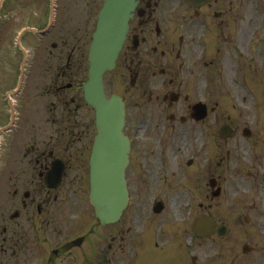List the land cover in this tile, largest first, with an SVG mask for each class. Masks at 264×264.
<instances>
[{"label":"rangeland","instance_id":"rangeland-1","mask_svg":"<svg viewBox=\"0 0 264 264\" xmlns=\"http://www.w3.org/2000/svg\"><path fill=\"white\" fill-rule=\"evenodd\" d=\"M44 3H47V1H6V4L0 12V17H2L0 18V23H3L4 25V21L6 19L5 16H9L8 21L10 22H7V24L11 23L13 29L9 30L7 34L10 36L8 41L11 44V38H16L17 31H19L20 28L28 25L39 26V22L43 23V21L46 20L44 18L45 16H43L45 13ZM62 3L63 6L61 7ZM58 4L60 5L59 10L63 12L62 16H64H58L55 19L58 33H55L54 30H52L48 34L44 35V40H57V45L55 46L56 48L49 45V47L47 46L40 50L37 59H35V63L39 64L36 66V69L38 68L39 79L31 81V83L27 85L26 92L23 95H19L16 97L13 96L14 99L16 98L17 103L23 102L25 96H27V98L31 97L33 90L36 88L35 85H42L40 79H42L43 75L41 73L44 74L46 79L47 77L53 75L57 63L65 61L66 56L64 54L62 57H59L60 54L57 55L59 48L61 49L62 46V35H70V30L74 28V30L76 29V33L78 31V34L80 33L84 35L79 37L81 39L79 44H81L84 42V40L88 36L89 31L92 28V23L95 18V8L92 13H88L86 11L84 0H76L75 2H72L71 0H60ZM235 19L238 20V28L237 30H234L232 34L228 35V42L224 43L223 47L227 46L228 44L230 45L226 48H223L220 54L216 55V60L214 61L213 66L211 64H207L199 71L200 81L198 84L190 85L187 87L183 85L182 87H180L183 94L187 91L188 87L190 88L189 90L193 94L190 100L201 99L205 101L208 106L213 105L215 102H217L218 106L216 108V114L210 112L209 117L199 123H191L190 121L181 124L178 119L174 122H171L169 120V124L172 123L174 127L171 131L174 137H169L168 144L165 141L164 136H161L159 138L156 135L152 139L151 137L147 139L142 138L143 132L146 129H143V121H140V116L137 115H141L144 121L145 114L146 116L151 115L152 118H161L162 122L157 123L155 127L157 130L155 131V133L157 132L159 134L160 128L163 131L166 130L163 129L166 126L165 121H163V113L159 112L158 110H153V108L150 106L143 108V105L138 106L133 102L132 105H128V130L130 132H137V139L133 138L134 141L142 140L148 144L144 147L142 141L140 144H138L137 142L135 145H133V152L131 153L132 160L129 168L130 182L133 189L141 190L143 192V194L136 193L135 198H137L138 200L141 197L144 198V194H146V192L153 193L162 198L165 207L164 212H162L161 215H164L168 217L169 220H171V222L174 224L173 231L174 229H177L179 226H181V221L183 220L182 213L184 211L188 213L190 211L197 212V210L199 209L200 201L204 200V195L207 194V192L210 190V187L207 183V178H204V176L209 173L208 170L214 164L218 165L219 174H224L227 176V181L225 183L226 185L224 184L226 189H228L232 183L235 187L241 189L240 185H244V183L241 182L245 180V178H247L246 176L248 170H251V173L256 175L258 177V180L261 178L264 179V162L261 159H258L254 163V167H251L253 163V161L252 163L250 162L251 145L247 140H245L246 138H244L242 134H238L234 140L230 139L228 142H226V145H221V149H219L215 142L220 141L221 139L218 137V134L216 133V130L214 128L215 126L218 127V125L222 122H230L232 123L231 125L239 126V128L244 126L262 127L261 129H255L253 132H259V135L260 132H264V99L262 101H257L253 94L248 93L246 86L247 84L250 92H260V85L263 84L260 76L262 75V72L264 73V61L262 62V60L257 57V63H259L263 67V70L262 67L258 66L257 64H254L251 67L247 63L242 64L243 71L239 73L238 80L237 76L239 72L240 61L237 57H235V54H238V50L234 49L233 47L239 46V48L243 50L244 46H246V44L248 43H245L246 39L244 38V34L247 29L246 23L249 20V17H236ZM236 20L230 21L228 26H230L231 24H236ZM263 22L264 17H253L252 24L254 29L263 28ZM227 27H221V30L225 32V29ZM232 29L233 27L229 28V30ZM59 32H61L62 34L58 35ZM32 37L38 38L35 33L31 32L26 35V40L29 38L32 39ZM71 37L67 38L68 41L71 39ZM197 39H199L198 36H196V40ZM214 39V33L210 32L204 38L206 43H210V51H214L219 45V41L217 42ZM8 46H10L9 43ZM199 46V44L196 45V50L194 51V53L196 52L195 54L201 55L199 53L200 50L198 51ZM52 48L54 49L52 55L49 57L48 50ZM247 50L248 54H250L252 51L250 45L247 46ZM248 54L241 55L246 56ZM19 55L20 54L17 53L12 56V63L14 66L18 61ZM58 57L60 58L59 60ZM198 58L202 59V57ZM203 69H206V71L211 70L209 78L205 76ZM3 70L10 71L12 70V66L0 65V85H2L4 82V86H0V123L5 120V118L2 120V111L5 110L7 106L3 90L6 87L9 88V83L12 82L13 79V77L9 78L8 80L2 79V76L4 75ZM189 71L190 68L184 71L185 82L189 81L191 75L193 74L191 72L189 73ZM221 76L223 77L224 81H221L220 86L216 87L214 85V81H211V78L213 77L212 79L220 80L222 79ZM59 78L61 79L62 77ZM115 80H117V78H114V81ZM240 80L244 81L246 84L241 82ZM114 84L115 83L109 85L113 87ZM50 85H52V81H47L45 87L48 88L50 87ZM119 85V88H121L122 85H124V82L117 84V86ZM70 93L71 92L69 90L61 91V95L67 94L69 96ZM129 94V98L134 100L137 99L136 101L139 100V102H141V96L139 94L138 88H133ZM179 103H181L180 107L183 108L181 114L186 115V113H188V102L186 103V100L182 99ZM175 107L176 106L173 107L174 111H176ZM141 109L142 114H140ZM217 115L220 116L217 117ZM219 119L221 122H219ZM83 124H81L82 127ZM213 129L215 130V132ZM36 130L37 132H39L34 136L36 140L31 138V141L45 142L46 138H40L42 137V135L47 134L49 132V129L47 128L43 130V127H40ZM89 130L90 128L88 129V132ZM26 131L28 133V128H26ZM138 132H140L139 135ZM171 139H173V143H171ZM151 145L152 149L146 148L150 147ZM226 148L232 149V154L228 159H225L224 156V151L226 150ZM150 150H152V152L149 154ZM219 150L222 152V155L224 157L222 166L221 163H219V157L221 155H218ZM244 153H248L249 161L246 159V154ZM189 157L194 158L193 162L188 164L186 161ZM15 164L16 165L11 162L8 165L9 169H7V173L4 175V177V172H0V186L5 181V187L17 189H20L22 187L21 185L24 183L25 176V173H23V165L18 160ZM199 169L201 173H203V170H205V174L202 175ZM69 172L74 173V170H70ZM197 174H199L198 181L196 178L198 177ZM84 179L81 182L82 185H79V183H77L76 187L77 195L83 197H85V192H87V179L85 177V171ZM149 187L150 189H147ZM135 198L131 200L130 207L136 206ZM5 199L3 198V200L0 202V206H2L3 210H5L6 208L8 209ZM181 206H184L183 210ZM70 234L73 235L74 233ZM152 238L154 239V237ZM158 241L159 239L157 237L156 242ZM140 250H142V248H140ZM149 257H152V255L148 254L147 258L149 259ZM0 264H10V262L8 263L5 260V255H2V257H0Z\"/></svg>","mask_w":264,"mask_h":264},{"label":"water","instance_id":"water-1","mask_svg":"<svg viewBox=\"0 0 264 264\" xmlns=\"http://www.w3.org/2000/svg\"><path fill=\"white\" fill-rule=\"evenodd\" d=\"M110 7V3L108 4ZM105 7L94 32L91 47L90 76L86 85L85 97L92 102L98 111L99 134L94 144V160L92 162L93 198L98 201L97 211L102 214V204L106 200H118L117 208L112 207L110 213L115 214L126 200L123 167L126 163L125 151L127 142L120 133L122 107L118 98L107 99L101 85L102 71L109 67L116 54V48L123 37L126 22L116 15V10ZM113 7V6H112ZM121 109V110H120ZM126 146L121 150L120 145ZM107 191H116V195H107ZM106 193V194H105Z\"/></svg>","mask_w":264,"mask_h":264},{"label":"flooded vegetation","instance_id":"flooded-vegetation-1","mask_svg":"<svg viewBox=\"0 0 264 264\" xmlns=\"http://www.w3.org/2000/svg\"><path fill=\"white\" fill-rule=\"evenodd\" d=\"M252 2H257L258 0H251ZM148 3V4H146ZM147 5V6H146ZM211 5V3L209 4ZM215 10H212V12ZM152 13L151 3L148 0H144V12L142 13V17L149 16ZM25 203V201H24ZM27 207V206H26ZM25 207V208H26ZM250 208L256 210V215L252 221L248 223H242V225L237 228L234 233L224 235L225 237L211 240L209 244L205 237L201 238L198 245V258L194 260L195 264H264V209L261 213L258 207L254 205H249ZM236 208H239L237 206ZM246 208V207H243ZM41 208L39 205L34 206L33 210H25L24 214V222L22 223L21 218L15 224H11L12 229L9 235V241H13L15 246L22 250L24 257L26 260H29V254L27 251H34L33 254L37 261L43 260V253L45 251L44 245H37L33 247L30 245V237L29 230L26 226V220H32L31 225L40 224V222H36L35 219L40 218ZM17 216L20 217V213L17 212ZM246 219V216H245ZM239 221V216L236 215L231 218V222L233 224ZM104 232V238L102 240L103 247L101 248V252L105 253L109 251L111 244L109 241V234ZM87 238V235L83 234L81 242L79 246H81L82 241ZM247 243V244H245ZM66 248H78V246H73L72 244L65 243ZM123 246H117L118 257H120V251H122ZM15 251V250H14ZM56 252V250H54ZM18 255V254H17ZM82 257L83 263H90V256L84 251L80 254ZM78 258L77 254L72 256L73 263L76 262ZM103 260L106 261L105 264H108L110 259L107 253L103 254Z\"/></svg>","mask_w":264,"mask_h":264}]
</instances>
